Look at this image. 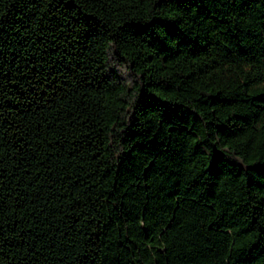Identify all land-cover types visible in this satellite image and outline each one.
<instances>
[{"label": "trees", "instance_id": "obj_1", "mask_svg": "<svg viewBox=\"0 0 264 264\" xmlns=\"http://www.w3.org/2000/svg\"><path fill=\"white\" fill-rule=\"evenodd\" d=\"M0 264H264V0H0Z\"/></svg>", "mask_w": 264, "mask_h": 264}]
</instances>
